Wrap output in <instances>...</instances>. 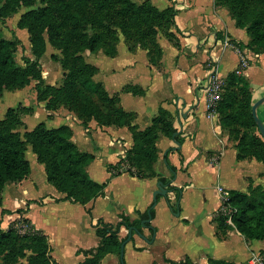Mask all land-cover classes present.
I'll use <instances>...</instances> for the list:
<instances>
[{
    "label": "crops",
    "instance_id": "crops-1",
    "mask_svg": "<svg viewBox=\"0 0 264 264\" xmlns=\"http://www.w3.org/2000/svg\"><path fill=\"white\" fill-rule=\"evenodd\" d=\"M133 1L139 3L143 0ZM149 1L159 9L171 4V0ZM172 1L179 32L173 29L176 43L159 38L162 57L158 65L149 63L145 52L138 50L133 53L127 46L120 48L114 57L94 61L88 59L98 67L95 81H100L109 95H117L124 110L136 114L133 123L139 129L148 126L160 108L171 115L183 142L178 146L172 138L159 137L160 151L153 164L157 176L141 178L126 171L117 174L107 171V164H114L124 158L126 149L132 143L127 126H99L95 119H90L86 132L73 111L60 107L49 112L44 108L45 102L37 100L36 105L29 106L32 108L31 113L41 116L37 123L44 121L47 127L68 125L73 131L71 140L80 150L94 155L86 167L91 178L107 182L104 195L85 205L62 199L64 194L51 184L54 189L48 187L45 192H39V184L34 183L32 178L37 173L42 182L46 180L44 165L37 162L33 152L30 154L31 170L29 177L23 179V191L25 188L31 190L33 186V192L27 193L30 201L26 202L31 204L27 206L29 209L36 207V215L34 219L29 210L27 218L46 234L52 247L51 256L57 264L59 262L54 256L53 244L61 240L60 232L65 227L63 221H67L64 214L70 215L77 208L86 212L90 208V225L99 217L115 223L121 213L135 218L138 211H145L151 204L158 176L167 178L170 186L182 188L179 215L175 214L177 210L169 207L165 196H159L154 206V217L149 221L156 228L152 241L147 242L136 232L133 233V239L124 246L126 264H138L141 255L144 264H163L164 257L174 261L189 258L195 264H209L211 259L249 264L253 254H264V239H249L240 234L233 227L230 216L225 219L228 226L224 230L219 229L217 211L224 208L221 190L248 192L250 187H264V163L253 156L237 158V141L229 128L221 124L217 111L209 114L201 87L209 60H213L216 65L224 91H227L225 86L229 73L235 72L244 77L249 83L251 105L262 100L255 112L264 125V53L253 52L237 44L249 41L245 29L237 27L228 10L215 5L213 0ZM218 32L226 34L239 53L231 47H224L220 37H217ZM241 55L247 60V66L237 73ZM125 86H137L142 89V93L134 94L125 90ZM27 116L23 117V121H26ZM165 155L169 164L175 167L174 176L165 161ZM180 175L183 177L180 178ZM174 194L173 191L167 194L171 202ZM160 207L167 218L162 227L157 223ZM160 228L165 232L159 240ZM75 230L68 228L66 234L71 241L67 243L74 245L73 254L80 264L85 256L79 250L96 246L98 237H95L92 246H81L75 240ZM142 234L148 238L149 228L142 227ZM118 235L120 238L125 237L127 229L121 227ZM105 259L120 264L114 253L106 254L101 264Z\"/></svg>",
    "mask_w": 264,
    "mask_h": 264
},
{
    "label": "trees",
    "instance_id": "trees-1",
    "mask_svg": "<svg viewBox=\"0 0 264 264\" xmlns=\"http://www.w3.org/2000/svg\"><path fill=\"white\" fill-rule=\"evenodd\" d=\"M98 9L107 11L114 3H119L118 13L128 15L133 18V25L143 32V36H151L154 39V47L159 51L157 60L151 55L153 47L140 43L139 47L147 50V58L149 63L158 65L160 55L162 54L161 46L158 42L159 35H164L168 40L176 43V36L173 29L179 32L175 15L176 9L168 6L159 9L149 0H143L140 4L133 0H98ZM241 1V0H236ZM231 7V17L235 21V25L245 29L249 41L246 44L237 43L239 46H245L253 52L264 53V24L261 18H254L246 22L240 19L238 11L234 3L229 2ZM77 17L74 12L69 16L71 21L72 33H77L76 21ZM131 20V19H130ZM119 27V25H117ZM75 36V35H74ZM217 37L223 38L219 32ZM31 42V52L34 59L24 58L26 66L21 68L15 60L16 46L19 42L17 39H6L2 37L0 32V94L4 90H12L14 88H22L29 84L30 78L35 79V91L37 101L45 102L44 108L52 112L60 107H64L73 111L84 127L90 119H95L99 126H110L112 124L117 127L127 126L132 132L133 146L127 151L126 157L119 159L114 164H107V171L111 174H117L120 171H126L137 177H153L157 173L153 169V164L157 160L158 152L153 146V150L145 148L134 152L136 142L142 138L154 143L160 135L172 138L176 143L181 144L183 139L177 134L178 129L173 125L171 115L160 108L158 113L152 117L151 122L144 129H139L133 123L135 113L124 110L117 95H109L100 81L93 80V75L97 68L91 63L83 59V66L88 72L82 80L75 82L72 68L65 67L62 60V68L67 72H63V82L60 86H54L46 83L42 72L35 70V66L41 63L39 58L45 50V42L38 36L37 40ZM115 44L111 48H104L103 52L108 56H114L117 51ZM102 47L101 40L98 36H91L85 43L84 49L90 53H95ZM133 51L135 44L127 46ZM52 57V56H51ZM54 60V58L52 57ZM36 71V72H34ZM35 73V74H34ZM227 84L222 91L220 99L217 101L215 111L220 116L222 125L227 126L233 138L237 141V158L243 159L253 156L264 163V139L258 132L256 121L251 110V95L248 81L231 72L227 76ZM125 90L134 94L142 93V89L137 86H125ZM90 94V95H89ZM92 95H96L101 99L99 108L93 105ZM26 113L32 112L31 107H25ZM114 109L115 113L110 111ZM13 108H8L5 113V120L0 119V207L2 206V186L8 181H17L25 178L30 173L31 167L26 157V145L24 141L18 138V132L8 126V121L18 122V118ZM111 113H113L111 115ZM13 114V115H12ZM50 116V113L47 117ZM8 117L11 119H8ZM8 126L9 129H5ZM73 131L66 125L61 124L57 127H47L44 121L38 122L32 130L24 132L29 135L31 150L36 156L37 162L44 165L46 181L51 184L58 192L64 194L62 199L69 200L71 203H79L85 205L89 201L103 196L106 181L98 182L91 178L86 167L94 159V155L87 151H82L71 140ZM26 139V138H24ZM133 149V152L131 151ZM133 154V155H132ZM165 161L174 176L175 167L170 165L166 155ZM145 159L148 162V171L140 172L141 162ZM126 161L127 168L122 170V162ZM132 165L137 167V171L132 170ZM167 189L175 193L174 203L166 197L169 207L173 210L179 209V200L182 188L170 186L167 178L158 176ZM159 195H157V200ZM156 201L152 200L148 208L143 212H137V217L131 218L125 213L118 215L119 220L115 223L106 222L103 218H96L91 222L95 235L98 237L96 246L89 249L79 250L85 256L80 264H101V259L108 253L119 255L120 246L127 237L120 238L118 233L121 227L126 229L132 228L142 233V227H148L150 236L148 240L152 241V237L156 228L149 222L142 224V220L154 217V206ZM222 206L232 208L231 212H224L223 209L217 211L219 229L224 230L228 225L225 223L226 216H230L233 227L242 235L249 239H264V187H250L248 192L238 190H228L227 198L222 200ZM20 212V209L16 210ZM12 211L3 208L1 214L11 213ZM86 212L91 215L90 208ZM33 226L29 232L20 233L12 224L7 229L1 227L0 219V259L3 264H16L18 259L23 258L26 264H57L51 256L52 247L46 234L36 228L30 219L24 217ZM135 230H132V234ZM133 237H131V240ZM163 264H195L189 258L180 261H174L169 258H163ZM126 264V263H125ZM209 264H235L224 260H209Z\"/></svg>",
    "mask_w": 264,
    "mask_h": 264
},
{
    "label": "rangeland",
    "instance_id": "rangeland-1",
    "mask_svg": "<svg viewBox=\"0 0 264 264\" xmlns=\"http://www.w3.org/2000/svg\"><path fill=\"white\" fill-rule=\"evenodd\" d=\"M213 2L215 5L225 7L230 16L231 7L229 6V2H231V4L233 2L236 6L235 8L238 11L240 19L249 22L254 18H261L264 24V0H213ZM170 3V6H173L174 8V1L171 0ZM98 4V0H0V32L2 37L6 39L19 40L20 43L17 44L14 55L17 65L21 68L26 66L23 61L24 58L34 59V55L31 52L30 39L34 42V40H37L38 36L42 38L45 42V50L40 57L41 67L39 68L38 65L35 66L34 69L41 72L43 70L42 75L44 77V81L52 83L54 86H60L62 84L64 79L63 72H67L64 68H62V60L65 67L72 68L74 74H76L73 80L77 82V80H82L84 75L88 72V70L83 66V59L91 63L89 60L94 61V59L99 60L100 58L112 57L103 52V46L104 48H111L113 44H115V48L118 53L120 48L129 46V43L135 44L136 47L133 48V51L128 50L133 53L141 50L142 52H145L147 56V50L137 46L142 43L154 48L153 51H151V55L155 58V60H157L159 51L156 47H154V39H152L151 36L144 37L143 32L133 25V18H128V15H121L118 13V8H120L119 3H114L107 11H100L98 9ZM137 4H140V2ZM74 12L77 14V17L74 18L73 21H76V28L78 29V32L73 34L71 31L72 23L69 16H71ZM117 25H119V27ZM91 36H98L102 44V47L95 53H90L84 49L86 41ZM159 38L167 39L162 34L159 35L158 40ZM139 40L140 43H138ZM117 53L114 56H116ZM160 56L162 57V54ZM91 64L97 68V71L93 75V80H95L94 76L98 72V67L93 63ZM35 82V79L30 78L29 84L25 87L4 90L0 94V119L5 120V113L8 108L14 109L16 113L13 114H15L18 118L19 123L16 121L13 122L8 117V119L11 120L8 121V126L11 128L13 127L15 131L18 132V138L25 142V154L29 161L31 160L30 154L33 153L31 150L30 137L29 135L25 136L24 132L32 130L41 116L34 112L31 113L30 111V113H26L23 106L29 107L37 104L36 91L34 87ZM91 97L93 105L99 108L101 99L92 94ZM110 111L115 113L113 108L110 109ZM113 113H111V115ZM25 115L28 116L26 117V121H23V117ZM23 122L25 125L24 130ZM112 125L116 126L114 124ZM8 126H4V128L9 129ZM85 131L87 132V129ZM130 133L132 138V132L130 131ZM159 137L154 143L144 138L141 140L139 139L136 142V146H134V152L137 153V151L145 148L153 150V146L156 148L157 152H159ZM132 146L133 138L131 145L126 149L124 158L127 156L126 153ZM131 151L133 152V149ZM140 162V172H147V160L142 159ZM163 163H165L164 159ZM126 168L127 163L124 161L122 162L121 169L125 170ZM132 170L135 172L138 169L132 165ZM28 177L29 174L26 175L24 179H27ZM179 177L182 178L183 176L180 175ZM32 180L34 183L39 184V192H45L48 187L54 189L48 182H46V180L42 182L37 173ZM1 192V207L12 211L10 214H1L0 212L1 227L3 226V229H7L13 224L20 233L24 234L25 232L31 231L33 225L28 220L24 219V217H28V211L31 210L30 216H33L35 219L36 207L33 206L31 209L27 207L31 205L28 203L30 200L27 199V193L33 192V186L31 190L25 188V191H23V178H21L17 181L6 182L2 186ZM39 199H41V197ZM172 200L174 203L175 194L173 195ZM17 209H20L21 211L17 212ZM223 211L228 213L230 212L229 208L225 207L223 208ZM88 216V213L80 210L79 208H77L74 212H71L70 215L64 214L65 220L67 221H63L61 219L65 226L60 232L61 240L58 244H53L54 256L58 260L59 264H78L77 257L73 254L74 245L72 243H67L71 241L66 234L68 228L76 229L75 240L81 246H92L94 244L96 235L94 230H92L90 218ZM158 218L157 223L159 227H162V224L167 218L164 209L161 207L159 208ZM164 232L165 230L160 228L158 235L159 240L164 237ZM142 257V255L141 257H138L140 258L137 262L138 264H144ZM2 260L3 259L1 258L0 264H3ZM23 263L25 264L23 258H20L16 264ZM102 264H116V262H113L111 259H105Z\"/></svg>",
    "mask_w": 264,
    "mask_h": 264
},
{
    "label": "built area",
    "instance_id": "built-area-1",
    "mask_svg": "<svg viewBox=\"0 0 264 264\" xmlns=\"http://www.w3.org/2000/svg\"><path fill=\"white\" fill-rule=\"evenodd\" d=\"M221 44L224 47H231L239 53V49L231 43L229 37L226 34H224L223 38H221ZM245 66H247V60L241 55L239 68L236 70V72L239 73L240 69L244 68ZM201 87L205 93L206 108L209 114L215 112L216 103L220 99L221 93L223 91V83L217 74L216 65L213 60L208 61L207 73L203 79ZM176 104H178V100L176 101ZM227 195V190H221V200L226 199ZM229 211L231 212L233 209L229 208ZM249 264H264V254H253L249 258Z\"/></svg>",
    "mask_w": 264,
    "mask_h": 264
},
{
    "label": "water",
    "instance_id": "water-1",
    "mask_svg": "<svg viewBox=\"0 0 264 264\" xmlns=\"http://www.w3.org/2000/svg\"><path fill=\"white\" fill-rule=\"evenodd\" d=\"M262 100H258L256 101L252 107H251V110H252V114H253V117L256 121V124H257V127H258V131L261 135V137L264 139V125L263 123L261 122V120L257 117L256 115V112H255V109L257 107V105L261 102ZM178 146H179V143H177ZM170 192L169 189H167L165 187V185L161 182V181H157V189L153 192V200L156 201L157 200V195L159 196H167V194ZM175 214L176 215H179V210L175 211ZM151 220V217L149 216L148 218L146 219H143L142 220V224H144L145 222H149ZM132 230H135V232L137 234H139L144 240H146L147 242H151L150 240H148V238L146 236H144L141 232L137 231L136 229H132V228H128L127 229V237L123 240V242L121 243V246H120V252H119V255H118V258H119V262L120 264H125V260H124V246L126 244L127 241H129L132 237Z\"/></svg>",
    "mask_w": 264,
    "mask_h": 264
}]
</instances>
